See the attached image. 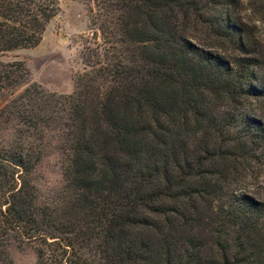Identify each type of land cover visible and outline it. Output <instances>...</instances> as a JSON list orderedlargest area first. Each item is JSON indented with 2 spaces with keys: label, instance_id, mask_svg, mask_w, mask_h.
Here are the masks:
<instances>
[{
  "label": "trees",
  "instance_id": "obj_1",
  "mask_svg": "<svg viewBox=\"0 0 264 264\" xmlns=\"http://www.w3.org/2000/svg\"><path fill=\"white\" fill-rule=\"evenodd\" d=\"M92 1L102 43L73 92L0 60V264L13 242L35 264H264V198L248 186L264 118L239 102L264 83L243 0ZM60 10L0 0V54L36 46ZM54 153L62 182L42 193L34 172Z\"/></svg>",
  "mask_w": 264,
  "mask_h": 264
},
{
  "label": "rangeland",
  "instance_id": "obj_2",
  "mask_svg": "<svg viewBox=\"0 0 264 264\" xmlns=\"http://www.w3.org/2000/svg\"><path fill=\"white\" fill-rule=\"evenodd\" d=\"M59 1L61 10L51 19L39 43L34 47L0 54V60H23L29 70L30 81L40 84L47 91L69 94L75 88L77 74L88 70L95 60L84 59L85 47L95 46L96 43H102V40L90 21V10H94L92 0ZM257 5L254 0H243L241 15L249 21L255 32L252 44L261 52L262 62L253 68V74L264 83V29L257 19L261 15ZM239 102L241 110L264 118V97L244 96ZM2 137L4 143H7L12 138V131H3ZM249 170V191L264 198V164L254 160ZM34 174L42 193L56 190L62 182L58 156L54 153L44 157ZM9 254L11 264L36 263L35 250L29 243L13 242Z\"/></svg>",
  "mask_w": 264,
  "mask_h": 264
}]
</instances>
